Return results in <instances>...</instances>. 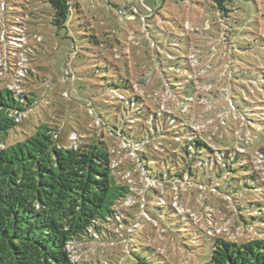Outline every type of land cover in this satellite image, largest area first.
<instances>
[{
  "label": "rangeland",
  "instance_id": "obj_1",
  "mask_svg": "<svg viewBox=\"0 0 264 264\" xmlns=\"http://www.w3.org/2000/svg\"><path fill=\"white\" fill-rule=\"evenodd\" d=\"M4 1L6 9L3 11L1 4ZM202 1L145 0L144 4L153 10L145 21L142 14L146 10L141 0H76L80 12L75 10L66 29L59 31L50 23L53 11L46 0H0V34L5 25L11 26L5 30L9 33L4 41L7 44L5 53L3 43H0V82L43 98L41 110L23 117L16 131L9 134L8 143L22 140L21 132H29L34 124L46 121L45 114H41L43 108L52 119L48 122L65 125L64 132L75 126L86 138L99 134L94 116L101 114L107 123L114 120L107 107L109 102L103 95L107 93L104 85L109 78H125L127 73L132 83L130 96L137 95L150 106L160 107L157 110L166 111L167 96H162L156 89L154 75L161 71L168 78L174 77V68L183 65L181 60L188 53H193L191 61L196 66V76L203 81L197 86L201 97L194 102L196 106L193 104L198 116L195 129L211 144H215L216 138L231 137L234 150H239L240 141L250 142L251 135L240 127L238 117L226 106V101L214 96L227 87L236 91V103L242 109L248 106L242 98L253 109L264 108V0H229V12L225 17L221 12V23L217 11H208L197 4ZM127 6L138 10L135 20L132 16L129 20L118 19V10ZM17 22L23 30L12 26ZM185 23L193 24V28L184 29ZM207 24L208 28H204ZM224 31L225 38L221 39ZM12 50H24L26 56L16 55ZM205 65H211L210 70L215 71L209 72ZM19 67L31 73L21 71ZM6 68L11 72L9 77L2 74ZM21 74L24 78L19 77ZM207 79H213L208 81L210 85L205 82ZM18 81L22 84L11 83ZM62 136L69 143L70 134L62 133ZM105 140L116 182L133 192L130 195L132 203L120 208L124 211L122 216L129 214L141 221L134 226L137 232L132 233V249L137 247L136 251L145 260H151V263L165 261L166 264L207 261L209 243L192 240V231L181 226L182 220L175 213L192 218L198 228L194 231L199 232L201 238H205L203 233L208 231L213 236L241 242L258 236L255 231H264L246 229L229 199L213 188L187 183L180 186L149 183L139 173L131 149L120 139L108 137L107 133ZM260 168L264 178V164ZM219 189L224 194L237 189L236 195H241L243 205L244 201L255 198L251 190L241 193L243 186H219ZM148 201L157 207L169 204L175 213L166 207L159 220V212L151 209L159 223L146 221L143 211L148 207ZM241 214L245 217L255 215L244 209ZM128 220L133 221L129 217ZM118 246L100 249L99 245L93 248L77 245L73 259L77 262L99 259L108 264H139L132 255L125 254L123 242ZM83 247L87 248L81 249ZM151 249L153 256L149 253Z\"/></svg>",
  "mask_w": 264,
  "mask_h": 264
},
{
  "label": "trees",
  "instance_id": "obj_2",
  "mask_svg": "<svg viewBox=\"0 0 264 264\" xmlns=\"http://www.w3.org/2000/svg\"><path fill=\"white\" fill-rule=\"evenodd\" d=\"M46 1L53 11L50 23L59 31L66 29L75 10L80 12L76 0ZM144 1L141 0L146 13L142 17L146 21L153 10ZM228 2L203 0L197 4L208 11H217L221 23V12L223 17L229 12ZM1 9H6V1L1 4ZM118 12L120 20H129L130 16L135 20L138 14L136 7L132 6ZM12 26L23 30L19 22ZM9 27L5 25L3 34H0L4 53L7 50L4 41L9 36L5 30ZM189 27L193 28V24L185 23L183 28ZM204 28H208V24ZM225 35L224 31L221 39ZM24 50L12 52L22 57L26 56ZM192 55L188 53L181 60L183 65L174 68V77L168 78L161 71L154 75L156 89L162 96H167L166 111L157 110L160 107L150 106L137 95L130 96L132 83L128 73L125 78H109L104 85L107 93L103 95L109 102L107 107L114 120L107 123L101 114L94 116L99 134L87 138L79 134L75 126L64 132L65 125L48 122L52 119L43 108L41 114H45L46 121L34 124L29 132H21L22 140L8 143L9 134L16 131L23 117L25 119L28 113L41 110L43 98L0 82V264H108L99 259L75 261L74 246L93 248L99 245L103 249L119 247L122 242L125 254L132 255L139 264L167 263H151L139 255L137 247L132 249V233L137 232L134 226L141 221L129 214L122 216L124 211L120 207L132 203L130 195L133 192L119 185L113 176L106 133L108 137L120 139L134 152L139 173L149 183L160 186L187 183L213 188L229 199L246 229L264 230V178L260 168L264 164V108L257 106L253 109L242 98V102L248 104L242 109L236 103V91L223 87L224 91L214 98L218 96L226 101V106L238 117L240 127L251 135L250 142L240 141L239 150H234V140L225 135L211 144L195 129L198 116L194 102L201 97L197 86L203 81L196 76L198 72L191 61L194 59ZM195 59L200 62L199 58ZM205 66L209 72L215 71L210 70L211 65ZM19 70L31 73L25 68L19 67ZM2 74L9 77L11 72L6 68ZM19 77L24 78L22 74ZM11 83L22 84L20 81ZM62 133L70 134L69 143L63 139ZM214 146L223 147L216 149ZM219 186H243L241 193L251 190L255 198L244 201L243 205L241 195H236L237 189L224 194L219 191ZM149 201L143 211L146 221L159 223L157 220L162 219L163 209L172 210L169 204L157 207ZM151 209L159 212L160 218L153 217ZM241 209L255 215L245 217ZM175 215L182 220L184 229L190 228L192 240L209 243L208 259L201 264H264V231H255L258 236L241 242L213 236L208 231L202 232L205 238H201V234L194 231L198 228L192 218L187 214ZM128 217L133 221L129 222ZM149 253L153 256L154 250Z\"/></svg>",
  "mask_w": 264,
  "mask_h": 264
}]
</instances>
